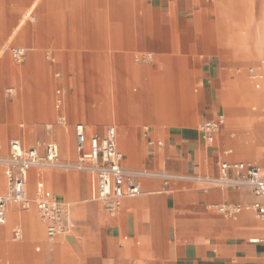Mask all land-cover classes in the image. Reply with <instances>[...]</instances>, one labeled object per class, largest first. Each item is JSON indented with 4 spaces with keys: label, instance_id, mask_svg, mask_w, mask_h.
<instances>
[{
    "label": "crops",
    "instance_id": "crops-1",
    "mask_svg": "<svg viewBox=\"0 0 264 264\" xmlns=\"http://www.w3.org/2000/svg\"><path fill=\"white\" fill-rule=\"evenodd\" d=\"M6 1L0 0V40L11 30ZM30 4L27 16L13 18V28L23 27L22 19L33 11V64L57 71L55 83L64 93L74 86L73 58L87 62L90 55L96 56L98 70L102 65L103 70L119 72V82L112 88L98 79L97 100L104 103L111 89L109 110L118 120L119 142L116 126L107 128H115L125 166L194 176L217 175L222 161H245L224 158L232 156L226 143L234 118L227 124L222 121L217 142L208 143L199 128L226 109L243 116L239 124L247 130L244 138L264 147V0H32ZM254 38L260 46H251ZM234 39L241 40L240 46ZM5 42L10 44L11 38ZM240 53L263 72L241 90L242 108L236 111L225 86L226 55ZM247 113L260 117L249 120ZM76 123L89 134L107 130L91 132L87 123ZM53 135L59 130L54 129ZM48 141L58 144L55 140L41 144ZM36 142L33 146L40 144ZM256 151L264 155V149ZM256 165L264 175V161ZM30 169L27 181L33 178L35 194L46 195L43 169ZM87 174L88 180L80 175L77 188L60 174L51 175L54 194L67 204L73 225L51 240H40L42 251L32 255L38 264H264V216L254 209L234 216L218 209L264 203V196L251 189L190 179L165 184L161 178L146 176L140 179V192L123 198L118 210L109 213L94 198L93 178ZM11 206L8 203L6 219L13 220L18 214L9 216ZM16 228L22 231L17 225L12 235ZM36 229L35 235L45 236L44 223Z\"/></svg>",
    "mask_w": 264,
    "mask_h": 264
},
{
    "label": "rangeland",
    "instance_id": "rangeland-1",
    "mask_svg": "<svg viewBox=\"0 0 264 264\" xmlns=\"http://www.w3.org/2000/svg\"><path fill=\"white\" fill-rule=\"evenodd\" d=\"M6 2L9 5L7 15L9 16L10 30L13 29L14 20L22 13L23 16H27L33 4H30L32 0H27L24 5H17V0H7ZM33 17L32 11L27 19H22L24 23L23 27L15 26V32L9 35L7 33L8 37L5 34L0 40V54L2 53V56H0V143L2 145L0 154H7L9 140L16 137L21 140L24 148L35 145L37 140H40V143L42 141L55 140L59 144L61 158L63 160H73L75 159L73 126L78 121L87 123L91 132L100 133L104 132L108 125H115L119 142L120 128L118 120L114 118L113 111L110 113L109 110L112 105L111 100L113 99L111 89L109 90V95L105 96L106 100L104 103H99L97 100L98 79L100 78L101 83L104 81L106 86L112 88L119 82V72L113 71L112 68L107 70L106 67L110 66H106V70H103L102 65L101 70H98L96 56L90 55L87 62L85 59L82 62L80 57L73 58L72 60L75 63L74 69L71 71V79H73L74 86L70 93L68 89L64 93L60 89V86L55 83L57 71L40 70L37 65L33 64ZM6 38H11L10 44H6ZM239 41L241 40L234 39V45L240 46ZM250 44L252 47H257L261 43L254 38ZM15 46L22 47L26 51L25 58L20 62H16L11 55V50ZM138 56L141 58V55ZM46 57L52 58V56ZM243 57L244 54L241 53L238 55H226L229 61L227 64L228 75L225 86L230 98L234 99L236 111L242 108L241 102L243 100L239 95L241 90L253 84L254 80L260 79L258 74L263 72L259 67H256L259 65L244 60ZM58 59L56 57V60ZM133 60H135L134 56ZM260 68L262 67L260 66ZM185 72L187 73V71ZM255 73L257 76L254 78ZM63 74L66 75L64 72ZM188 74H191V72H188ZM58 89L60 90L58 91ZM116 91L114 100L117 99L116 94L118 93ZM63 98H65V101H63ZM115 104L117 107L121 105L119 102ZM99 105H101L100 109H98ZM237 114H232L231 109H226L223 114L222 121L226 124L230 122V119L234 118V129L232 134L228 136L230 140L227 139L228 142L226 143V148L232 149V152L229 153L232 156H225L224 158L245 160L260 165L264 161V155H259L256 150L257 148L264 149V147L256 146L244 138L247 130L242 129L241 123L239 124L243 116L237 117ZM259 117L252 113H247L245 118L254 120ZM62 118L65 119L62 120ZM50 124L52 126H49ZM222 124L223 122L220 125ZM54 129L59 130V135H53ZM218 131H220V128ZM217 137L215 138V142H217ZM245 145L251 146L250 149H245ZM42 169L44 188L46 196L49 197L55 193L51 182V175L53 173L60 174L63 180L69 182V184L73 182L75 188H77L80 175H85L88 180L87 173L74 169L52 167H44ZM0 175L5 182L3 167L1 165ZM0 185L2 186L0 192L4 193L6 188L4 189L3 187L1 177ZM25 190L33 202L36 198L34 184L31 181H27ZM10 204H13V206L9 207V212H15L18 216L13 220L7 217L5 223L0 225V229L2 230V234L0 235V264H38L32 258V255L35 252L40 253L42 251L40 240H51L56 236L53 238L47 237L45 229H43L42 233L45 236L42 238L35 235L28 222L20 218V216H25L28 208H23L17 203ZM32 204L34 205V203ZM34 216L37 218L36 214ZM17 225L22 228L23 232V237L20 240H14L12 235V230ZM6 246L8 247L6 248Z\"/></svg>",
    "mask_w": 264,
    "mask_h": 264
},
{
    "label": "built area",
    "instance_id": "built-area-1",
    "mask_svg": "<svg viewBox=\"0 0 264 264\" xmlns=\"http://www.w3.org/2000/svg\"><path fill=\"white\" fill-rule=\"evenodd\" d=\"M26 51L15 46L11 50L12 58L20 62ZM60 101V100H58ZM64 120V118H62ZM223 115L219 113L215 119H206L200 123L206 141L213 143L215 134L222 123ZM75 159L63 160L59 146L54 141L44 142L29 148L16 139L8 143L6 155L0 154V165L3 167L6 190L0 193V225L6 221L8 203H17L28 207L25 185L30 168L52 167L58 169H74L87 172L93 178L94 198L101 201L109 213H115L123 198L135 196L140 192V179L146 176L158 177L165 184L178 179H190L205 185L215 184L236 188H249L257 196H264V175L259 166L246 161H222L219 163L217 175H182L167 171H151L145 168L127 167L123 163V153L116 143L114 127H108L104 134H89L82 123L74 126ZM1 147V146H0ZM41 219L46 225V235L53 238L65 233L73 225L70 210L55 194L51 197L36 195L34 200ZM218 209L228 216H234L243 209H254L264 216V203L219 205ZM15 239L22 238V231L14 229Z\"/></svg>",
    "mask_w": 264,
    "mask_h": 264
},
{
    "label": "bare ground",
    "instance_id": "bare-ground-1",
    "mask_svg": "<svg viewBox=\"0 0 264 264\" xmlns=\"http://www.w3.org/2000/svg\"><path fill=\"white\" fill-rule=\"evenodd\" d=\"M18 22V21H17ZM17 22H16V24H17ZM15 30H16V28L14 29H11L10 31H9V34H11V33H13V32H15ZM8 34V35H9ZM41 144V143H40ZM31 170V169H30ZM30 181L33 183V178H31L30 177ZM26 196H27V199H28V211L26 212V214H25V216L24 217H22V216H20V218H23L26 222H28V224L30 225V228L32 229V232L33 233H37V227L40 225V224H43L44 223V221L41 219V217H40V214H39V211H38V208H37V206H36V203L33 201H31L30 200V198L28 197V195H27V192H26ZM32 203H34V205L32 204ZM32 205V206H31ZM37 215V218H36V216H34V215ZM9 216L11 217V218H13L14 217V213H9ZM44 225H45V223H44ZM29 227V226H28ZM45 229H46V225H45ZM2 231V230H1ZM1 234V233H0Z\"/></svg>",
    "mask_w": 264,
    "mask_h": 264
}]
</instances>
